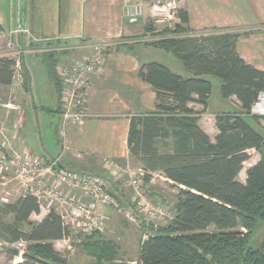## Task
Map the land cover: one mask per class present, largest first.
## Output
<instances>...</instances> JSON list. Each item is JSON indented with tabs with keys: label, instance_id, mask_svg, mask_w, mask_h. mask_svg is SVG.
<instances>
[{
	"label": "trees",
	"instance_id": "1",
	"mask_svg": "<svg viewBox=\"0 0 264 264\" xmlns=\"http://www.w3.org/2000/svg\"><path fill=\"white\" fill-rule=\"evenodd\" d=\"M177 18L188 26L186 11L179 10ZM191 32L194 34L186 40L155 45L177 59L191 77L184 78L156 62L141 65L138 73L155 92V110L130 118L129 158L140 164L146 185L151 174L159 172L178 189L171 222L156 228L141 222V233L148 235L140 240L138 263L264 264V238L256 248L250 246L257 222L264 221V137L253 128L258 127L257 117L249 112L264 88V73L238 56V34ZM46 62L59 101L55 114L61 115L58 59L49 53ZM18 64L23 67L22 58ZM15 67L16 61L0 57L1 86L12 84ZM207 76L220 80L221 98L235 97L240 105L238 113L215 117L218 134L214 142L199 129L198 113L188 108L192 103L202 106V112L207 108L212 88ZM22 87L24 92L29 90L25 71ZM160 142H166L165 151L159 148ZM250 150L258 153L259 160L246 170L242 184L237 177ZM4 209L13 221H0V241L29 245L16 264H66L53 243L67 239L70 232L54 210L40 222L31 223L30 217L41 211L31 195L17 198ZM23 225H30L29 230ZM84 238L83 250L98 261L117 254V246L100 233Z\"/></svg>",
	"mask_w": 264,
	"mask_h": 264
},
{
	"label": "crops",
	"instance_id": "2",
	"mask_svg": "<svg viewBox=\"0 0 264 264\" xmlns=\"http://www.w3.org/2000/svg\"><path fill=\"white\" fill-rule=\"evenodd\" d=\"M179 4L188 14L190 29L230 28L229 32L238 34V56L264 73V0H180ZM134 6H139L140 15L131 23L126 12ZM7 17L5 27L4 15L0 13V41L9 37L10 46L17 48L11 51L22 58L29 78V90L23 91L26 104L23 110L14 105V110L19 111L7 125V134H16V144H23L36 156L58 158L62 167L97 174L108 181L111 179L104 168L105 159L128 166L135 164L140 169V164L129 158L130 118L155 110V92L138 76L141 65L156 62L169 70L172 65L177 70L175 74L189 78L177 59L181 69L172 63L170 53L149 46L148 24L153 23L149 0H11ZM96 44L106 46L105 60L100 72L91 76L84 102L86 117L81 124L62 126V114H55L59 101L48 76L45 54L54 53L58 66L62 61L87 55ZM26 55L40 56L48 80L47 98L42 91L40 100L34 95L37 79L24 61ZM222 100L231 110L211 111L208 101L204 112L198 104L188 105L198 113L197 125L211 142L218 134L215 117L240 112L235 97ZM240 174L237 181L244 184L246 171L244 177ZM155 175L162 176L152 173L149 183ZM111 184L108 188L113 189V197L124 202L126 197L118 189L119 182Z\"/></svg>",
	"mask_w": 264,
	"mask_h": 264
},
{
	"label": "built area",
	"instance_id": "3",
	"mask_svg": "<svg viewBox=\"0 0 264 264\" xmlns=\"http://www.w3.org/2000/svg\"><path fill=\"white\" fill-rule=\"evenodd\" d=\"M180 0H149V17L155 22L171 21L177 17ZM140 15L139 6L128 7L126 16L133 23ZM105 45L96 44L91 52L68 64H60L56 75L61 82L60 106L62 126L81 124L86 117L84 102L90 85L91 76L100 72L105 60ZM250 115L264 118V88L258 93L250 107ZM6 156H0V173H13L14 180L23 188L25 195L33 196L40 209L54 210L63 220L69 232L89 236L102 234L106 218L99 211L100 206L118 207L110 194L111 181L118 182L127 177V186L131 189L130 202L134 208L136 220L152 225L164 226L173 220V214L163 206H152L143 188L145 173L138 169L132 171L128 165L117 163L113 159L104 160V168L110 181L97 174L62 167L58 158L44 159L26 149L10 150ZM107 183V184H106ZM10 193L1 197L6 203ZM135 220V221H136ZM140 227V224H139ZM70 236L64 239L69 242Z\"/></svg>",
	"mask_w": 264,
	"mask_h": 264
},
{
	"label": "rangeland",
	"instance_id": "4",
	"mask_svg": "<svg viewBox=\"0 0 264 264\" xmlns=\"http://www.w3.org/2000/svg\"><path fill=\"white\" fill-rule=\"evenodd\" d=\"M11 0H0V13L4 15L5 18V27L8 25V13ZM17 5V3H16ZM16 8V7H15ZM185 10L180 4H178L177 11ZM155 25V26H154ZM148 30V44L149 46L155 45H167L171 44L174 41H183L193 35V32L196 34L204 32H223L229 31L230 28H215V29H203V30H192L189 26L184 27L180 24L179 19L175 16L171 21H160L154 23H149ZM0 57L7 59H12L16 61V67L14 68V78L10 86H1L0 85V156H6L10 150H21L23 144H16L17 135L9 136L6 132V127L9 123H12L13 116L16 115L15 112L19 109L23 110L24 104H26L25 97L22 87V78L24 70L22 65L18 64L19 55L12 52L11 49H17L10 46L9 37L4 38L0 41ZM18 45V43H17ZM164 51V50H162ZM89 53V52H88ZM49 54V53H47ZM47 54H45L44 62L47 61ZM61 57V56H60ZM63 58V57H62ZM61 58V59H62ZM24 61L27 63L28 67H32V72L35 75L37 86L35 88L34 95L40 98L41 91L43 96L47 98L48 92L45 89V86L48 85V80L45 75V70L41 68V59L40 56L33 57L30 55L24 56ZM80 59L79 57H73L71 60L62 61L65 65ZM172 63L175 62L177 67L181 69L180 63L171 57ZM47 63V62H46ZM170 69L173 73H176L177 70L172 65ZM185 74V73H184ZM188 77H191L189 74H185ZM210 77V76H209ZM211 83V93L208 99L211 111L219 110H231V107L227 102L223 101L220 92V81L216 77H211L209 79ZM52 89V88H51ZM53 93V92H52ZM54 99L55 96L53 95ZM22 100V101H21ZM18 105L19 109L15 111ZM21 117V116H18ZM19 119V118H17ZM20 120V119H19ZM57 122V121H56ZM257 125H253V128L256 131H260L261 135L264 137V119L257 117ZM67 125V124H66ZM65 125V126H66ZM14 130V129H13ZM15 138V139H14ZM166 142H160L159 148L162 151L167 149ZM250 156L249 160L243 165V170L241 171L240 177H244L245 171L250 168V166L255 165L259 160V155L256 151H248ZM129 167L132 171H137L135 164H130ZM118 189L126 197L124 202H118V207L114 206H100L98 207L99 213L106 218L105 221V230L102 233V238L107 241L113 242L117 246V254L110 256L109 258H104L100 261L96 259L90 251H84L82 248V241L85 239L83 235L70 232L69 242H64L63 240L53 243V248L62 258L66 260V264H139L138 263V252H139V243L142 239L145 240L148 234H142L140 231L139 224H141V219L136 220V215L134 213V208L130 206L132 192L131 189L127 186V177L122 178L118 181ZM107 184V183H106ZM112 187V184H109ZM107 187L108 184H107ZM110 190V189H108ZM113 194L110 190V193ZM5 193H10L6 203L1 202V197ZM143 193H145L149 199V202L152 206H163L167 208L171 213V208L176 202V195L178 194V189L173 186L171 182H168L163 176L155 175L152 177L151 183L145 185L143 188ZM25 195L23 188L14 180V175L11 172L4 171L0 173V221L5 224H11L13 221V216L7 214L4 206L15 201L17 198ZM129 201V202H126ZM128 203V204H127ZM49 211V208L44 206V209L40 211L39 215H32L30 217L31 223L40 222ZM136 220V221H135ZM24 230H29L30 225H23ZM213 229L210 228L209 231ZM244 231V230H242ZM264 238V221H258L255 229L253 230V238L250 242L251 248H256L259 243ZM29 245L26 243H7L5 241H0V264H16L22 261V255L27 253Z\"/></svg>",
	"mask_w": 264,
	"mask_h": 264
}]
</instances>
